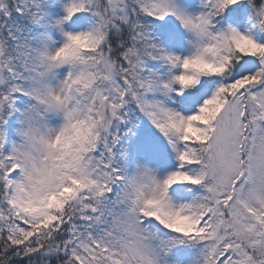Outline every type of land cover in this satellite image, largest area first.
<instances>
[{"label": "snow or ice", "instance_id": "6c2138e0", "mask_svg": "<svg viewBox=\"0 0 264 264\" xmlns=\"http://www.w3.org/2000/svg\"><path fill=\"white\" fill-rule=\"evenodd\" d=\"M0 264H264V0H0Z\"/></svg>", "mask_w": 264, "mask_h": 264}]
</instances>
